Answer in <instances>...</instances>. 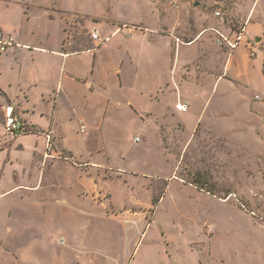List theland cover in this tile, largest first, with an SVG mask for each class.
<instances>
[{"label":"crops","instance_id":"1","mask_svg":"<svg viewBox=\"0 0 264 264\" xmlns=\"http://www.w3.org/2000/svg\"><path fill=\"white\" fill-rule=\"evenodd\" d=\"M171 2L170 9L178 13L169 16L150 0H109L113 15L106 14L105 8L80 13L92 22L85 26L74 20L79 9L68 7L67 0H0V41L12 40L0 55V180L5 163L12 160L13 148L19 151L16 161L26 155L38 172L41 165L64 161L77 165L81 172L109 171L123 179L167 182L163 202L170 197L172 186L180 188L173 177V161L157 134L171 123L181 124L184 130L187 125L191 133L197 128L200 131L211 95L224 94L220 87L228 79L226 69L233 60L257 79L244 82L231 76L230 81L238 80L250 94L254 87L264 94L260 77L264 8L262 12L258 9L261 0H226L224 14L230 4L228 21L235 24H221L213 22L210 5H201V1L185 0L176 10ZM52 4L55 6L50 7ZM255 22L263 24V31L250 27ZM92 26L108 38L104 45L95 47L91 41L88 30ZM241 28L243 41L233 52L218 50L212 30L234 36ZM240 47L247 54L250 48L255 52L250 57L252 66L247 67ZM198 100L204 103L198 106ZM177 105H185L186 111L176 110ZM7 108L32 132L6 134ZM47 133L55 151L51 158L43 159ZM31 177V185L13 186L0 192V197L15 188L39 193L28 188L36 185L37 172ZM188 188L193 189L190 194H198L195 187ZM171 197L173 212L180 208L182 215L189 199ZM135 251L124 249L128 262Z\"/></svg>","mask_w":264,"mask_h":264},{"label":"rangeland","instance_id":"2","mask_svg":"<svg viewBox=\"0 0 264 264\" xmlns=\"http://www.w3.org/2000/svg\"><path fill=\"white\" fill-rule=\"evenodd\" d=\"M108 1L67 0V6L75 5L74 17L87 26L91 20L80 13L105 8L111 16ZM150 1L169 16L178 13L168 5L173 0ZM175 1L181 6L185 0ZM198 1L211 9L216 0H189ZM263 8L261 0L258 9ZM230 9L228 4L226 24H235L228 21ZM261 25L250 27L263 31ZM241 54L252 66V57ZM244 67L234 60L228 66L224 94L211 95L200 131L191 133L187 125L184 130L168 116L171 124L157 134L180 183L164 202L167 182L81 172L64 161L41 165L38 172L26 155L16 161L19 151L11 148L0 192L31 185L37 172L36 185L28 188L39 193L15 188L0 197V264H264V94L255 87L250 94L238 83L254 81ZM231 76L239 81L231 82ZM260 77L264 80V69ZM4 150L6 155L10 148ZM187 186H197L198 194ZM173 195L189 199L182 215L180 208L173 212ZM135 248L128 262L124 249Z\"/></svg>","mask_w":264,"mask_h":264},{"label":"built area","instance_id":"3","mask_svg":"<svg viewBox=\"0 0 264 264\" xmlns=\"http://www.w3.org/2000/svg\"><path fill=\"white\" fill-rule=\"evenodd\" d=\"M225 2L226 0H216L211 7L212 16L214 17V19H216L221 24L226 23V18L224 14ZM170 6L176 10L178 9L179 4L177 1H172L170 3ZM80 19L81 18H75L74 20L76 22H81ZM212 31L215 34V40H214L215 46L218 48H223V50H227L229 52H232L233 50H235L243 41L244 29L242 28L239 30H236V32H234L235 33L234 36L224 35L218 30H212ZM88 34H89L91 41L94 43L95 47H100L104 45L108 40V38H104L101 36V34L99 33L98 29L95 26H92L88 30ZM11 41H12L11 39H8L6 41H0V55L4 53L6 48L11 45ZM249 55L250 57H254L255 52L252 50H249ZM176 110L180 112H185L186 106L177 105ZM4 127H5V131L11 135H23V134L32 132L31 130L23 127L21 122H19L18 119L15 118L11 108H7L4 111ZM82 129L83 127H81V130ZM45 139H46V145H45V150L43 154V159H49L53 155L55 148H54L50 133L45 134ZM139 140L140 139L136 137L134 139V142L138 143ZM210 231L211 230H209V232Z\"/></svg>","mask_w":264,"mask_h":264},{"label":"water","instance_id":"4","mask_svg":"<svg viewBox=\"0 0 264 264\" xmlns=\"http://www.w3.org/2000/svg\"><path fill=\"white\" fill-rule=\"evenodd\" d=\"M259 42V39H255V43H258Z\"/></svg>","mask_w":264,"mask_h":264},{"label":"trees","instance_id":"5","mask_svg":"<svg viewBox=\"0 0 264 264\" xmlns=\"http://www.w3.org/2000/svg\"><path fill=\"white\" fill-rule=\"evenodd\" d=\"M195 186V185H194ZM196 188H197V186H196ZM197 189H199V188H197ZM158 202H156L155 204H157Z\"/></svg>","mask_w":264,"mask_h":264}]
</instances>
